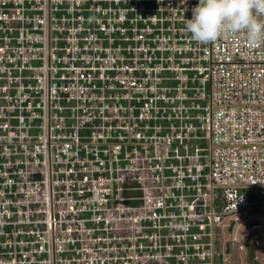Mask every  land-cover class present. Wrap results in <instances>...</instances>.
Listing matches in <instances>:
<instances>
[{
  "label": "built area",
  "instance_id": "built-area-1",
  "mask_svg": "<svg viewBox=\"0 0 264 264\" xmlns=\"http://www.w3.org/2000/svg\"><path fill=\"white\" fill-rule=\"evenodd\" d=\"M198 2L0 0V264H224L264 230V46L193 41Z\"/></svg>",
  "mask_w": 264,
  "mask_h": 264
},
{
  "label": "clouds",
  "instance_id": "clouds-1",
  "mask_svg": "<svg viewBox=\"0 0 264 264\" xmlns=\"http://www.w3.org/2000/svg\"><path fill=\"white\" fill-rule=\"evenodd\" d=\"M185 32L201 44L244 34L253 47L264 46V0H199Z\"/></svg>",
  "mask_w": 264,
  "mask_h": 264
},
{
  "label": "rangeland",
  "instance_id": "rangeland-1",
  "mask_svg": "<svg viewBox=\"0 0 264 264\" xmlns=\"http://www.w3.org/2000/svg\"><path fill=\"white\" fill-rule=\"evenodd\" d=\"M250 215H256L255 211H250ZM239 224V223H238ZM221 243L227 246L229 245V253L225 255L224 264H253L248 259V253L240 249V245L253 243H260L264 240L263 229H252L249 225H241L237 231L234 229L232 232L228 231V226L220 230ZM253 241V242H252ZM227 249V247H226ZM257 262L264 264V257L262 254H257Z\"/></svg>",
  "mask_w": 264,
  "mask_h": 264
},
{
  "label": "trees",
  "instance_id": "trees-1",
  "mask_svg": "<svg viewBox=\"0 0 264 264\" xmlns=\"http://www.w3.org/2000/svg\"><path fill=\"white\" fill-rule=\"evenodd\" d=\"M256 251H257V244H248L247 246V253H248V259L253 262V264H260L255 261L256 257Z\"/></svg>",
  "mask_w": 264,
  "mask_h": 264
},
{
  "label": "water",
  "instance_id": "water-1",
  "mask_svg": "<svg viewBox=\"0 0 264 264\" xmlns=\"http://www.w3.org/2000/svg\"><path fill=\"white\" fill-rule=\"evenodd\" d=\"M258 212H262V210H258ZM229 231L230 232L232 231V227H230ZM261 251H262V254L264 255V241L262 242V245H261ZM227 253H229V245H227Z\"/></svg>",
  "mask_w": 264,
  "mask_h": 264
},
{
  "label": "flooded vegetation",
  "instance_id": "flooded-vegetation-1",
  "mask_svg": "<svg viewBox=\"0 0 264 264\" xmlns=\"http://www.w3.org/2000/svg\"><path fill=\"white\" fill-rule=\"evenodd\" d=\"M227 247V246H226ZM260 254H262V251H260ZM263 255V254H262ZM264 256V255H263Z\"/></svg>",
  "mask_w": 264,
  "mask_h": 264
}]
</instances>
